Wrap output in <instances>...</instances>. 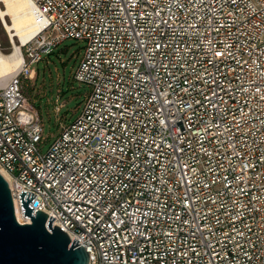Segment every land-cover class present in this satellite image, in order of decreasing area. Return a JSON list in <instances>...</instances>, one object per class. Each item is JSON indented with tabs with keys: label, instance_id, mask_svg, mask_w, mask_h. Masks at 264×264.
<instances>
[{
	"label": "built area",
	"instance_id": "obj_1",
	"mask_svg": "<svg viewBox=\"0 0 264 264\" xmlns=\"http://www.w3.org/2000/svg\"><path fill=\"white\" fill-rule=\"evenodd\" d=\"M32 1L41 29L0 83L18 220L26 189L89 264H264V0ZM69 37L89 90L53 139L20 76Z\"/></svg>",
	"mask_w": 264,
	"mask_h": 264
},
{
	"label": "water",
	"instance_id": "obj_2",
	"mask_svg": "<svg viewBox=\"0 0 264 264\" xmlns=\"http://www.w3.org/2000/svg\"><path fill=\"white\" fill-rule=\"evenodd\" d=\"M20 195L24 215L32 222L18 220L9 181L0 171V264H89V250L53 225L56 216L49 219L41 209L34 215L31 201L37 193L24 189Z\"/></svg>",
	"mask_w": 264,
	"mask_h": 264
},
{
	"label": "rangeland",
	"instance_id": "obj_3",
	"mask_svg": "<svg viewBox=\"0 0 264 264\" xmlns=\"http://www.w3.org/2000/svg\"><path fill=\"white\" fill-rule=\"evenodd\" d=\"M9 20H11L9 18ZM0 43L5 52L11 51L9 33L4 28L0 17ZM86 42L74 37L64 39L55 51L44 53L43 59L32 64L30 74L20 76L23 91L35 102L45 123V134H52L53 139L61 132V123L76 118L83 106L89 87L85 82L76 81L74 73L84 54ZM65 105L57 111L56 99ZM46 145L51 144L52 140Z\"/></svg>",
	"mask_w": 264,
	"mask_h": 264
},
{
	"label": "bare ground",
	"instance_id": "obj_4",
	"mask_svg": "<svg viewBox=\"0 0 264 264\" xmlns=\"http://www.w3.org/2000/svg\"><path fill=\"white\" fill-rule=\"evenodd\" d=\"M0 17L13 48L9 52L0 50V83H5L19 73L25 61L23 44L35 37L41 24L32 0H0ZM0 171L8 177L2 168ZM17 215L22 221L28 219L20 212Z\"/></svg>",
	"mask_w": 264,
	"mask_h": 264
}]
</instances>
